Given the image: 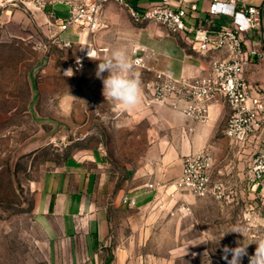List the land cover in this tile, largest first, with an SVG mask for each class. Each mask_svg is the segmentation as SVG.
<instances>
[{"label":"crops","instance_id":"crops-1","mask_svg":"<svg viewBox=\"0 0 264 264\" xmlns=\"http://www.w3.org/2000/svg\"><path fill=\"white\" fill-rule=\"evenodd\" d=\"M5 1L0 10V28H3L0 31L8 30L15 37L27 30L46 31L48 20L49 29L57 37L76 44L75 30L70 28L60 32L56 22H51V13L54 18L67 15L64 0H44L42 8L35 7L32 0ZM157 1L129 0V3L148 7ZM245 2L261 7V27L264 28V0ZM207 4L206 0H199L198 15L203 14L201 11ZM29 6L36 10L30 13ZM113 8V2L106 3L105 16H110ZM227 20V17L215 19L210 29L215 30ZM189 21L197 23L195 18ZM137 28V46L154 52L147 59L153 70L173 77H191L201 75L207 69L208 59L213 54L202 55L191 50L183 36L172 34L155 22L138 23ZM246 35L249 46L264 48L259 42L258 29L248 31ZM85 39L84 36L79 38L80 41ZM43 57L38 56L30 66L32 93H40L43 83L54 88L44 91L56 92L57 83L64 76L61 70H48L44 74L33 70ZM150 74L152 82L153 72ZM244 76L254 89L264 94V58H254L245 68ZM75 89L77 92V85ZM143 106L138 105L151 111L148 118L151 125L144 133L142 121H134V132L127 135V140L131 139L128 143L133 142V147L121 148L122 134L118 133L113 147L104 144L101 148L71 153L58 163L46 165L31 181L32 217L48 241L52 264H174L170 262V221L176 222V219L170 218L169 214L170 184L181 172L183 156L203 147L213 154L212 178L226 186L227 202L241 201L245 207L254 205L257 192L247 180L246 169L264 136L253 137L244 145L230 143L222 131L230 108L221 98L209 103L207 123L190 120L167 105ZM120 122L115 126L120 127ZM148 183L159 186L148 189ZM123 195L132 197L134 205L121 203ZM261 197L264 198V193ZM153 238L166 239V256H155L161 253L160 249L156 253L146 250L152 245Z\"/></svg>","mask_w":264,"mask_h":264},{"label":"rangeland","instance_id":"rangeland-1","mask_svg":"<svg viewBox=\"0 0 264 264\" xmlns=\"http://www.w3.org/2000/svg\"><path fill=\"white\" fill-rule=\"evenodd\" d=\"M113 3L110 16L102 12L98 30L86 34L82 44L76 42L70 47L58 43L48 20L45 23L48 31L27 30L17 37L8 30L0 31V264H52L48 241L31 213V181L46 165L58 163L71 153L101 148L104 144L113 147L118 133L122 134L121 148L133 147L127 135L134 132V121H142L144 133L151 125L148 109L136 106L125 111L116 102L106 100L102 81L96 77L99 62L112 49H125L133 60L140 47L136 43L138 23L125 8ZM28 9L30 13L36 10L30 6ZM88 45L96 49V54L83 57L75 69L73 62ZM40 55L44 56L43 60L35 64L33 70L41 74L61 70L64 74L56 92L44 91L54 90L45 83L40 86V93L31 91L34 87L31 88L30 66ZM134 72L140 80V104L152 107V103H146L151 98V71L135 67ZM107 75L105 72L104 76ZM119 121L121 126L116 127ZM256 192L253 206L262 214L264 189H256ZM169 194L170 218L176 219V222L170 221V262L227 264L223 247L234 248L241 243L248 245V255L241 264H249L256 243L264 239V222L246 223L242 218L245 203L198 198L174 189L171 184ZM182 201H189V210H177ZM233 229L238 232H232ZM151 244L146 250L156 253L160 249L161 253L155 256H166L165 238H153ZM228 258L231 259V255Z\"/></svg>","mask_w":264,"mask_h":264},{"label":"built area","instance_id":"built-area-1","mask_svg":"<svg viewBox=\"0 0 264 264\" xmlns=\"http://www.w3.org/2000/svg\"><path fill=\"white\" fill-rule=\"evenodd\" d=\"M32 1L37 8L45 5L44 0ZM110 1L125 8L135 23H158L170 33L183 36L191 50L202 55L213 54L203 74L173 77L153 70L147 59L154 52L139 48L143 53L134 56L133 61L137 62L135 67L152 71L154 75L151 98L147 104H165L190 120L207 123L209 103L221 98L230 108L222 129L230 143L244 145L253 137L264 136V94L254 89L244 76L245 68L254 58H264V48L246 43V33L258 29L259 42L264 44L260 6L248 4L245 0H206V9L198 15L199 0H158L148 7L133 6L129 0H64L67 15L54 18L51 13V22H56L60 32L70 28L75 30L76 41L82 44L83 41L79 40L81 36L93 33L100 27L103 7ZM5 4V0H0V10ZM220 17H227L228 20L215 30L210 29L215 19ZM190 18L197 19V23H191ZM56 39L64 47H70L74 42L59 37ZM84 49L73 62L75 69L83 57L96 54V49L90 45ZM213 164V154L207 147L188 153L183 156L181 172L171 185L198 198L226 199V186L212 178ZM246 174L251 187L264 189V138L256 147ZM158 186V183L146 184L148 189H157ZM120 201L129 206L135 203L127 195H123ZM189 208V204L182 201L177 210L187 211ZM242 216L250 225L256 220L264 222V212L260 214L252 204L244 207Z\"/></svg>","mask_w":264,"mask_h":264},{"label":"clouds","instance_id":"clouds-1","mask_svg":"<svg viewBox=\"0 0 264 264\" xmlns=\"http://www.w3.org/2000/svg\"><path fill=\"white\" fill-rule=\"evenodd\" d=\"M123 48H114L96 69V77L102 81L103 95L106 100L116 102L125 111H131L141 103V86L138 75L134 72L135 64ZM107 72L108 75L104 76ZM232 232H238L233 229ZM255 252L249 256V264H264V239L256 243ZM247 246L239 243L237 247H223V259L227 264H241L248 255ZM231 255V259H229Z\"/></svg>","mask_w":264,"mask_h":264}]
</instances>
